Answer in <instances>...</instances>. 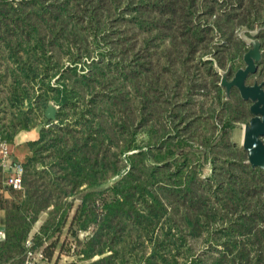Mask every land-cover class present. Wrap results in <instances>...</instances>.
<instances>
[{"label": "trees", "instance_id": "1", "mask_svg": "<svg viewBox=\"0 0 264 264\" xmlns=\"http://www.w3.org/2000/svg\"><path fill=\"white\" fill-rule=\"evenodd\" d=\"M242 28L264 89V0H0V135L39 128L22 189L0 167V264L44 213L49 261L264 264V169L233 139L251 102L221 85Z\"/></svg>", "mask_w": 264, "mask_h": 264}, {"label": "water", "instance_id": "2", "mask_svg": "<svg viewBox=\"0 0 264 264\" xmlns=\"http://www.w3.org/2000/svg\"><path fill=\"white\" fill-rule=\"evenodd\" d=\"M251 48L244 55V67L237 69L228 79L229 71L221 72V85L228 94L231 87H236L240 96L249 100L251 117L244 125L242 147L246 149L249 163L255 167L264 169V89L262 83H247L250 75L257 70V62L261 58L262 51L257 39L248 40ZM58 106L49 101L44 116L53 122H56Z\"/></svg>", "mask_w": 264, "mask_h": 264}, {"label": "built area", "instance_id": "3", "mask_svg": "<svg viewBox=\"0 0 264 264\" xmlns=\"http://www.w3.org/2000/svg\"><path fill=\"white\" fill-rule=\"evenodd\" d=\"M10 154V144L3 140L0 135V167L5 171V184L12 189H22L23 163L18 160H12ZM38 233V232H37ZM86 233L80 232L82 237ZM4 232L0 231V237L3 238ZM45 241V239H44ZM26 254L24 264H48L49 260L45 256L41 247H33V235H29L25 241ZM73 251V249H71Z\"/></svg>", "mask_w": 264, "mask_h": 264}, {"label": "crops", "instance_id": "4", "mask_svg": "<svg viewBox=\"0 0 264 264\" xmlns=\"http://www.w3.org/2000/svg\"><path fill=\"white\" fill-rule=\"evenodd\" d=\"M38 129L39 128H35L28 132H20L16 136V139L14 140V142L9 143L10 144V154H11L10 157L12 160H18L21 163H24L29 158V156L31 155V152H30L29 147L27 146L26 141L28 139H35L38 135ZM2 177H3L2 182L4 185H6L5 184V177H6L5 171L3 172ZM3 194L5 197L11 196L9 190H4ZM4 217H5V211L0 208V231L1 230L3 231V228H4ZM45 218H46L45 213L39 216V218L36 220V222L33 224L30 230V235H34L38 232ZM1 241H2V237H0V242ZM53 261L55 262V260ZM58 264H61V263H58Z\"/></svg>", "mask_w": 264, "mask_h": 264}, {"label": "rangeland", "instance_id": "5", "mask_svg": "<svg viewBox=\"0 0 264 264\" xmlns=\"http://www.w3.org/2000/svg\"><path fill=\"white\" fill-rule=\"evenodd\" d=\"M246 31H249L250 35L248 33H246ZM257 32V29H252V30H248L246 28H242L238 31V34L241 36L242 39H244L245 41H248L249 39L253 38V34H255ZM244 66V65H243ZM242 66V67H243ZM233 74V73H232ZM232 76V75H231ZM257 80L256 77L254 76H250L247 80V83L252 84L253 82H255ZM246 123H241L239 125L236 126V128L233 131V139L234 141H236L238 144L242 143V138H243V129H244V125ZM64 237V233L62 234L60 241H59V245L58 248L61 244V241L63 240ZM58 249L56 250V252L54 253L52 259L48 262V264H55V262L53 260H57L58 263H67V262H72L74 264H80L81 262L78 260V256L74 254V251H70V254H65L62 253L60 255H58Z\"/></svg>", "mask_w": 264, "mask_h": 264}]
</instances>
